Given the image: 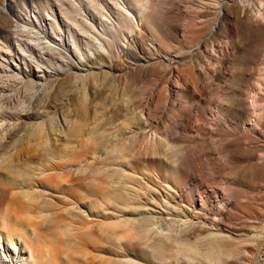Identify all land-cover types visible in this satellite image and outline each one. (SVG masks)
Masks as SVG:
<instances>
[{
    "label": "rangeland",
    "instance_id": "rangeland-1",
    "mask_svg": "<svg viewBox=\"0 0 264 264\" xmlns=\"http://www.w3.org/2000/svg\"><path fill=\"white\" fill-rule=\"evenodd\" d=\"M202 5V0H0V143L5 145L0 151V264H35L33 258L37 264H264V116L257 125L242 109L239 119L249 125L234 126L236 115L221 97L236 85L235 69L242 61V54L225 47L239 41L233 37L225 45L218 28L204 40L219 6L209 2L215 13L199 18ZM168 14L177 17L171 33ZM199 40L201 53H192L189 47ZM153 45L161 58L186 52V64L174 73L188 62L195 77L208 67L202 81L208 88L190 98L185 83L178 96L182 89L168 80ZM203 56L220 60L218 78L210 73L216 65L206 64L209 59L204 63ZM257 60L254 67L263 68V59ZM167 81L166 99L152 104L149 91L155 95ZM85 103L90 122L122 107L114 122L121 126L115 141H134L133 155L126 164L111 166L145 185L146 191L139 190L137 183L124 180L127 196L137 190L150 203L133 198L127 206L115 203L124 210L117 211L111 199L102 215L86 198L37 183L55 172L48 169L51 163L82 159L85 169L105 156L81 157L88 131L71 135ZM141 110L152 111L161 128L168 123L175 148L187 151L197 170H173L170 157L152 152L158 139ZM39 129L46 132L41 137ZM24 167L25 177L18 172ZM82 186L75 182L80 194ZM200 196L206 198L204 210L189 202H199ZM54 218L63 228H48ZM190 222H197L202 233L190 231ZM9 226L28 239V248L17 235L7 241L3 228ZM39 251L44 257H37Z\"/></svg>",
    "mask_w": 264,
    "mask_h": 264
},
{
    "label": "bare ground",
    "instance_id": "bare-ground-1",
    "mask_svg": "<svg viewBox=\"0 0 264 264\" xmlns=\"http://www.w3.org/2000/svg\"><path fill=\"white\" fill-rule=\"evenodd\" d=\"M204 5H202L201 11H197V16L200 17H209L212 15L214 9L212 6L208 5L214 3L217 7L219 6L217 13H215V18L211 23V27L209 31H207V36L204 40H211L215 35V29L218 28V33L223 35L226 40L224 44H227L229 39L233 37L238 38V44H232V46L225 47V51H230V53L242 54L241 63H239L235 69V80L234 83L236 85L228 88V91H225L222 100L227 102V105L230 106L228 112L231 116H234V126L237 129H242V126L249 125L247 123H242L239 119V113L242 112V109H245L252 117L251 121H256L257 125L260 124L261 118L264 116V103L261 91L264 89V66L261 69H256L254 64L258 57L262 58L264 62V2L258 1L256 4L252 5L250 0H235L234 2H228V0H202ZM166 21L167 30L171 33V31L176 29L177 17L173 14H168ZM156 26L160 27V24L156 23ZM232 33H231V32ZM233 34V36L230 35ZM203 40V39H202ZM235 43V42H234ZM240 43V44H239ZM203 43L199 40L198 43L189 47L192 53H201L199 51ZM151 52L156 60H159L167 69L170 76L168 80L177 84L180 88L183 84H189V94L190 98H192L195 92H199L202 89H207L208 86L204 85V80H206L209 72L207 71L208 67H202L203 71L201 72L199 77H195L192 72V64L187 63L186 67H183L179 72L174 73V68L182 65L184 62L186 64V60H184V53L182 51L178 56H168V58H161L159 55V49L153 45L151 48ZM216 53L215 50L212 51ZM46 54L50 55L51 52L47 50ZM57 60H60V57H56ZM204 63L206 64L212 63L216 65V69L212 72V76L214 78L219 77L220 66L218 65L220 60L218 58L213 59L212 57H205ZM258 61V60H257ZM261 61V62H262ZM262 62V63H263ZM173 70V71H172ZM32 72V71H31ZM172 73V75H171ZM31 74V73H28ZM27 74V75H28ZM203 81V83H202ZM233 82V80H232ZM242 82H245L243 84ZM31 83V82H30ZM168 81L166 84L160 86V89L153 95V89L149 91V99L153 104L158 102L160 103L163 99L167 97V92L169 91ZM182 89V88H181ZM116 88H110V91H115ZM185 90H179L178 96H181ZM153 95V96H152ZM136 103H139L136 101ZM154 104V105H155ZM141 107L140 105H137ZM170 113H173V107L169 109ZM141 113L145 115L147 120V126L150 127L152 133L157 137V141L155 142V147H152V152H156V155H163L170 157L172 159L173 165L170 166L171 169L184 172L187 169L197 170L196 164L191 157V155L185 152H179L175 148V139L173 138L171 132L169 131L168 123H164L163 128H161L160 121L156 120L155 115L147 112L145 110H141ZM123 115V109L119 105H116L110 115L102 118L98 122H90L88 118V106L87 103L83 104L79 110L78 120L74 122L72 125L71 135L78 137L81 136L85 131H88V140L89 144H85L87 147L84 150V153L81 154V157H86L89 154H93L94 152H104L105 156L102 159H93L92 163H86V168L83 169L80 166V162L82 159L78 160H65L63 162L51 163L48 169H53L55 172L48 174L44 179L38 180L37 183L48 185L51 190H58L67 193H71V196L79 195L88 200V203L91 206H94L99 209L100 213H102V209L105 206L108 207L109 200L112 199L114 205L115 203H130V200L133 198H144L146 202H151L148 198L143 197L141 192L135 190L133 195L130 196L123 192L125 188L123 185V181H131L132 183H137V187L139 190L146 189L144 186L140 185L136 179L133 178V175L130 173H125V171L119 170V168H114L111 165L121 164L124 165L127 162L125 159H128L131 156V152L133 149L134 141H131L130 138H126L122 142L118 139L115 141V138L119 135V131L121 130V126L119 124H115L114 122ZM133 123V120H130ZM92 123H95L92 125ZM42 129H39L36 134L38 137L42 136ZM49 134V133H48ZM160 143L162 146H160ZM4 144L0 143V151L4 148ZM161 147H166L162 150ZM19 151L17 150V153ZM133 155V154H132ZM80 157V158H81ZM89 158V157H88ZM84 160V159H83ZM130 162V160H127ZM22 163V162H21ZM93 167H92V165ZM95 166V167H94ZM137 166L134 163V167ZM76 170L77 174H74ZM23 172L24 177L27 174V167L21 168L18 170L20 173ZM137 171V170H136ZM81 181L83 183V194L77 191L75 188V182ZM142 184V183H141ZM147 187V186H146ZM148 189V188H147ZM146 191V190H144ZM143 194V193H142ZM65 195H63L64 197ZM68 196V195H67ZM146 196V195H145ZM60 198V197H59ZM204 196H200L199 202L196 203L194 199L190 200L192 202L193 208H197L199 206L200 209H205L207 207V202L205 201ZM63 201V199H61ZM142 200V199H141ZM133 202V201H132ZM113 205V206H114ZM117 211H124L122 207L115 205ZM102 215H106L102 213ZM106 217V216H105ZM3 224V223H2ZM49 229L52 228H63V224L60 219H52L50 222ZM103 228L102 226L100 227ZM200 226L197 222H190V231L198 232L199 234L202 231L199 230ZM3 234L8 235L10 242H13V236L17 235L19 240L24 244L25 247L28 248L27 242L28 239L24 237L20 232L17 234L13 227H4ZM14 231V232H13ZM44 232V229L41 230ZM10 233V234H8ZM91 244V243H90ZM100 249L104 250L103 246H100ZM40 253L37 257H44L43 252ZM32 253V252H31ZM35 264H37V258H33Z\"/></svg>",
    "mask_w": 264,
    "mask_h": 264
}]
</instances>
